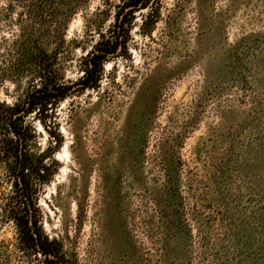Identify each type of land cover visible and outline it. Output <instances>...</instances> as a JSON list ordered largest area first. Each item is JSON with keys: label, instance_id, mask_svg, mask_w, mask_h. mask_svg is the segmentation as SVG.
<instances>
[{"label": "rangeland", "instance_id": "rangeland-1", "mask_svg": "<svg viewBox=\"0 0 264 264\" xmlns=\"http://www.w3.org/2000/svg\"><path fill=\"white\" fill-rule=\"evenodd\" d=\"M119 2L89 0L74 15L60 57L67 79L82 76L86 51L112 22L105 10ZM156 3L155 29L143 35L149 10L135 13L100 88L58 107L59 166L37 194L40 228L63 264H264V0ZM5 15L0 69L17 30ZM20 90L5 81L0 99ZM34 126L39 148L54 146ZM10 192L0 170V264H43L3 217Z\"/></svg>", "mask_w": 264, "mask_h": 264}, {"label": "trees", "instance_id": "trees-1", "mask_svg": "<svg viewBox=\"0 0 264 264\" xmlns=\"http://www.w3.org/2000/svg\"><path fill=\"white\" fill-rule=\"evenodd\" d=\"M88 1L7 0L0 7L5 16L16 17L11 23L17 27L9 39L13 46L8 53L11 58L0 69V86L10 81L21 89L12 103L0 99V170L11 187L2 204L3 217L18 227L17 246L29 255H43V264H63L61 248L42 232L37 210V194L59 166L54 152L62 140L51 127L57 128V109L74 93L100 88L104 62L127 50L137 11L149 10L142 15L139 27L143 35L155 29L160 17L155 0L109 3L105 20L112 16V22L106 31L99 29V40L83 57L82 76L72 81L62 67V46L70 21ZM63 2L67 10H62ZM35 120L57 138L54 146L39 148Z\"/></svg>", "mask_w": 264, "mask_h": 264}]
</instances>
